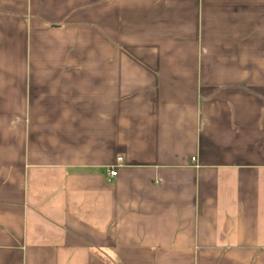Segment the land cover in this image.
Instances as JSON below:
<instances>
[{"label":"crops","instance_id":"obj_1","mask_svg":"<svg viewBox=\"0 0 264 264\" xmlns=\"http://www.w3.org/2000/svg\"><path fill=\"white\" fill-rule=\"evenodd\" d=\"M0 264H264V0H0Z\"/></svg>","mask_w":264,"mask_h":264},{"label":"built area","instance_id":"obj_2","mask_svg":"<svg viewBox=\"0 0 264 264\" xmlns=\"http://www.w3.org/2000/svg\"><path fill=\"white\" fill-rule=\"evenodd\" d=\"M120 160H121V158H120ZM117 174H118L117 169H113L109 172L110 177H115V176H117Z\"/></svg>","mask_w":264,"mask_h":264}]
</instances>
